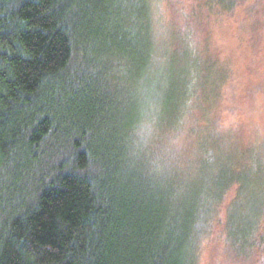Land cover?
Returning <instances> with one entry per match:
<instances>
[{"label":"trees","instance_id":"16d2710c","mask_svg":"<svg viewBox=\"0 0 264 264\" xmlns=\"http://www.w3.org/2000/svg\"><path fill=\"white\" fill-rule=\"evenodd\" d=\"M160 1L0 0V264H264V0Z\"/></svg>","mask_w":264,"mask_h":264},{"label":"rangeland","instance_id":"374dc122","mask_svg":"<svg viewBox=\"0 0 264 264\" xmlns=\"http://www.w3.org/2000/svg\"><path fill=\"white\" fill-rule=\"evenodd\" d=\"M157 16L159 18V25L160 29L162 28L163 31H159L161 42L168 43V35L166 32L175 31V27L180 24L178 21L180 20L183 22L184 20V13L178 12L176 13L172 7L170 6L168 0H161L157 3ZM195 2L193 0H183L182 5L185 7L184 11H188L194 6ZM156 6V5H155ZM227 38H222L220 40L221 44L225 43ZM162 44V43H161ZM165 53V51H162ZM160 54L161 51H160ZM161 61V60H160ZM162 62V61H161ZM204 246V245H203ZM221 243L216 241H209L205 244L204 249L202 250V264H236L232 262L222 251Z\"/></svg>","mask_w":264,"mask_h":264}]
</instances>
